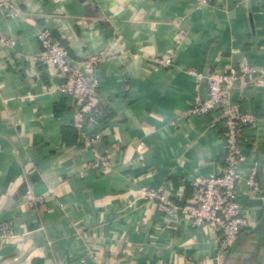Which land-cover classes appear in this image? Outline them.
<instances>
[{"label":"crops","instance_id":"0c3cea01","mask_svg":"<svg viewBox=\"0 0 264 264\" xmlns=\"http://www.w3.org/2000/svg\"><path fill=\"white\" fill-rule=\"evenodd\" d=\"M11 2L20 17L0 14V33L15 40L0 44V221H13L19 236L0 239V264H264V76L231 90L258 123L240 138L238 201L251 225L225 254L209 228L141 198L152 189L183 202L198 179L220 172L223 129L187 112L206 97L207 75L243 62L263 68L264 0ZM41 27L74 61L107 56L94 70L95 120H85L102 127L99 144L88 147L72 127L55 67L38 61ZM104 153L109 169H86ZM254 161L258 192L245 181ZM29 196L42 203L30 207Z\"/></svg>","mask_w":264,"mask_h":264},{"label":"built area","instance_id":"2783aa9c","mask_svg":"<svg viewBox=\"0 0 264 264\" xmlns=\"http://www.w3.org/2000/svg\"><path fill=\"white\" fill-rule=\"evenodd\" d=\"M206 3V0H199ZM0 14L7 19H17L20 11L11 0H0ZM41 47L40 63L52 64L60 78L59 91L67 96L72 107V127L79 131L85 144L92 147L99 144L103 138L100 125L87 127L85 120L93 119L95 113L90 100L96 95L99 82L94 75L96 65L107 59L105 54L91 57L87 60L74 61L67 49L47 28L41 27L36 32ZM182 37L179 34L178 39ZM0 44L14 47L15 40L0 33ZM19 57V56H17ZM154 61L162 66L169 64L170 59L157 57ZM264 76V66L254 69L247 63H240L228 71H215L205 77L207 84L206 97L196 99L195 105L187 114L191 116L211 115L210 126L221 127L224 131L225 156L223 167L217 174H211L198 179L194 183L193 194L186 201H176L166 197L161 190L144 189L142 200L154 203L157 211L176 221L181 218L190 220L193 226H204L214 233L219 256L225 254L240 236L243 230L251 225L249 214L238 201L237 186L240 181L238 168L246 158L240 146L243 131L258 123V118L252 112H242L231 99L234 84L245 83L253 76ZM198 78L200 76L198 75ZM112 158L109 153L95 156L86 169L95 171L107 170ZM257 161L246 178L250 191L258 192L260 187L256 179ZM41 198L29 196L27 204L32 207L41 204ZM19 234L11 220L0 221V239L15 240ZM184 264H206L202 259H188Z\"/></svg>","mask_w":264,"mask_h":264}]
</instances>
